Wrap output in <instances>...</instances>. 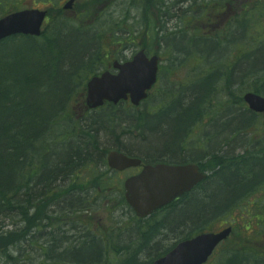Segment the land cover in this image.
Instances as JSON below:
<instances>
[{
	"label": "rangeland",
	"instance_id": "rangeland-1",
	"mask_svg": "<svg viewBox=\"0 0 264 264\" xmlns=\"http://www.w3.org/2000/svg\"><path fill=\"white\" fill-rule=\"evenodd\" d=\"M66 1L0 0V17L9 11L24 7L43 9L49 7V20L44 30L45 37L51 36L57 23L62 28L63 20L58 18L60 14L58 10L61 7L63 9ZM80 1L82 3H77L75 8L86 9V13L82 16L83 21L76 20L73 10L64 8L62 10L64 14L61 15L69 19V24L65 25L67 27L62 28L60 33L67 35L68 27L90 30L96 35V44L101 46L99 50L104 54L103 61L105 62L111 63L117 58L130 57L140 48L161 55V71L155 88L148 99L136 108L128 103H120L113 107L105 106L88 112L83 106L85 86L81 88L76 86L65 99L67 92L72 88V86L65 87L62 83V67L66 63L75 64V76L79 82L87 76L81 82L82 85H85L94 74L103 70L99 71L97 68L98 70L91 71L92 68L89 66H81L77 69L79 67L77 63L79 45L76 42L83 36L79 31H75V35L58 37V41H61L60 46L56 51V56H52L53 64L44 70L45 77L41 75L32 83V86L25 85L21 91L27 106L32 107L36 112L47 114L48 101L52 98L51 96L60 97L61 108H64L61 113L57 112L60 113V118L65 117L74 120L75 123L82 118L83 125H88L91 129L97 128L99 132L97 144L100 149L107 150L106 155L110 150L118 147L126 148L148 162L180 163L181 155L177 154L168 144L166 145L163 139L168 136L171 126L175 127V117L183 113L195 93L200 98L204 96L203 112L205 115L203 114L201 121L190 126L188 134L181 141L182 152L191 151L190 156L187 155L188 158L193 156L194 150L204 156L209 152L217 154L225 152L238 156L244 149L258 155V152L262 151L258 149L260 145L256 148L254 141L259 139L262 143L264 140L262 123L259 129L256 125L253 126L252 129L255 130L251 134L239 135L230 126L221 132L219 130L223 127L224 121L228 119L226 111L231 108L232 99L236 100L237 104L238 100L249 90L258 91L264 95V68H262L264 65V0H236L235 13L229 16L221 14V10L227 11L226 0H184L182 4V0H159L160 8L156 20L150 5L140 3L145 2L144 0H108L105 4L96 0ZM250 25H252L251 30H248ZM241 29L243 30L241 35L249 38L240 37ZM259 29H263L262 34ZM260 36H263L262 40H259ZM71 41L74 44L69 46ZM260 47L259 53H256ZM14 48L17 57H26V46L15 45ZM62 48L66 51L61 54L59 50ZM246 60L250 61L249 65L244 63ZM30 62H35V64H29L25 69L32 72L34 65L42 67L44 60L37 59ZM11 63H14L12 58ZM249 66L251 70L258 68L250 73V69L246 70ZM16 74L20 77L24 71L17 68ZM80 75H82L81 78ZM206 79H210L208 83L203 82ZM12 89L16 92L21 90L20 86L15 83L12 84ZM242 103L245 105L243 101ZM199 106L200 100L197 99L191 105L194 112L183 120L182 124H179L183 126V129L195 121ZM149 116H156V118L149 120L147 119ZM131 117H136L134 122L139 123L141 128L137 129L132 125ZM111 118L115 124L109 126V130H105L101 122ZM153 120H156L157 126L151 123L154 122ZM174 129L172 128L173 132ZM180 136L182 138V134ZM259 155L264 156V153ZM105 160L99 166V168L102 166L104 171L109 170L104 175L108 186L103 190L95 191L94 185H90L87 179L97 169L91 163H85L77 173L68 177L67 185L72 182L71 177L79 178L75 198H82L83 209L89 210V213H80L79 208H75V212L65 214L54 212L52 208V220L40 224V231L34 228L35 232L31 235L32 237L25 235L27 224L21 222L20 217L12 216L2 219L0 226L3 227L4 234L12 233L7 243H4L7 246L6 252H10L14 258L8 260L0 253V264H51L48 253L54 238L58 246H52L55 251L71 246L77 248L84 246L85 240L102 242L95 243L93 246L96 250L103 244L99 264H122L133 253H136V259L132 264H151L152 255L160 250L153 252L151 245L144 244L146 245L144 246L140 240L147 228L160 224V221L171 211L162 209L151 217L138 219L122 198L124 197V180L134 173L135 169L114 173L107 165L106 156ZM208 160L209 158L204 157L202 162L205 163ZM206 170L209 175L216 171L207 168ZM242 172L240 175L243 180L251 179L247 168ZM260 178H264V172ZM215 188H209L205 196L212 194ZM203 189L205 191L204 187ZM198 191L192 192V195L196 198H204ZM78 192L81 193L78 194ZM236 195L238 192L234 191L229 199ZM85 196L86 199H84ZM190 198L187 197L185 200L188 201ZM190 204L193 206L197 203ZM43 212L46 213L47 210ZM179 214L180 211L173 214L171 220ZM229 224H234L233 237L223 243L216 256L208 264H224L228 253L231 256L233 251L246 254L250 256L249 258L254 256L258 260L255 264H264V250L258 246L264 244V179L250 189L246 195L235 200L230 208L224 210V213L206 223L208 229L213 231L220 230ZM44 225H48L47 229ZM156 226V230L161 228L158 234H163L166 238L162 242L165 248L180 236L179 233L186 234L189 231V228L183 225L179 228L174 227V229L173 227L163 229L159 225ZM59 227L64 228L67 231L66 234L53 232L54 229L58 231ZM247 240L255 244H250ZM68 253L77 257L75 252ZM92 257L94 260L96 256ZM240 260L242 259L238 258L234 264H244Z\"/></svg>",
	"mask_w": 264,
	"mask_h": 264
},
{
	"label": "trees",
	"instance_id": "trees-1",
	"mask_svg": "<svg viewBox=\"0 0 264 264\" xmlns=\"http://www.w3.org/2000/svg\"><path fill=\"white\" fill-rule=\"evenodd\" d=\"M58 18L63 20L62 28L64 29L67 27L65 25L69 24V19L61 14H59ZM62 28L59 26V23H57L51 36L45 37L44 30L40 37L17 35L0 41V68L2 69L0 70V222L2 219L8 217H20L21 222L27 224L25 235L28 237H32L31 235L35 232L33 230L34 228L40 231V224L52 220V208H54L52 209L54 212L65 214L75 212V208H79L80 213H89V210L83 209L82 198H75L77 181L79 178L71 177L72 182L67 185L68 177L77 173L79 168L85 163H91L97 167L94 173L87 178L90 185H94L93 188L95 191L103 190V188L108 186L107 180H104V175L109 172V170H102V166L99 168V166L106 161L105 156L107 150L100 149L97 144L99 134L97 128L91 129L88 128V125H83L84 120L82 118L79 119L80 121H78V123L65 117L61 119L59 114L64 108H61L62 104L60 103V97L51 96L52 98L48 101L49 110L47 114H45L36 112L32 107L27 106L24 96L21 93L25 85L32 86L35 80H38L41 75H44V70H47L48 67L53 64L52 56H56V51L61 42L58 41V37L75 35V31H79L83 36L81 40L76 42L77 45H79V58L77 60L79 67L77 69H80L81 66H89V68H92L91 71L99 69L97 64L101 63L104 54L100 53L102 52L99 50L101 46L96 44V35L91 33L90 30L68 27L67 35L64 36V34L60 33ZM248 30H251L250 27H248ZM262 31L263 29H259V32L262 33ZM262 39L263 36H260L259 40ZM73 44L74 42L71 41L69 46ZM15 45L26 46L27 55L25 58L16 56ZM62 49L59 50L61 54L63 51H66L65 48ZM260 49L261 47L256 50V53H259ZM253 57H255V55ZM11 58L14 59V63H11ZM37 59L44 60L42 67L36 64L32 72H30L29 69H25L27 65L35 64V62L31 63L30 61H36ZM244 63H248L249 65L250 61L246 60ZM17 68L24 71V74L20 77L16 74ZM257 68L251 70L249 66L246 70L248 71L250 69V73H252L256 71ZM262 68H264V65ZM62 69L61 78L63 86H72L71 90L67 92L65 96L66 99L67 96L74 91L76 86L79 88L84 86L81 82H83L87 76L79 82L75 76V64L70 65V63H66ZM57 72L59 73V71ZM81 77L82 75H80V78ZM208 80L210 79H206L203 82L208 83ZM13 83L20 86L21 90L19 92L12 89ZM254 92L259 93L258 91ZM197 99L200 100L198 116L193 123L188 124L183 129V126L179 124H182L183 120L194 112L191 105ZM241 99L243 101V98ZM241 99L238 100L237 104L236 100H231V108L226 111L228 114L226 118L228 119L226 122L224 121V125L219 132L226 130V128L230 126V128L234 129L239 135L242 133L251 134L253 130H255L252 129L253 126L256 125L258 129L261 127V116L249 110L247 106L242 103ZM203 100L204 96L200 98L193 93L192 99L187 107H185L183 113L175 117V127H169L168 136L163 139L165 144H168L173 150L175 148H181V141L183 137L188 134L190 126L202 120L204 114ZM236 105L239 106L236 107ZM135 118L131 117L130 121L133 123L132 125L134 127L139 129L141 126L139 123L134 122ZM112 120L113 118L108 119V123L102 120L101 124L105 126V130H109V126L115 124ZM153 121L152 124H155L156 120ZM172 128H175L174 132ZM180 134H182V138ZM232 134H234V131H232ZM226 141H228V139ZM254 141L256 148L257 145H260L258 149H262V151L258 153H264V140L262 143L259 142V139H255ZM175 152L182 157V159L179 160L180 163L195 162L200 164L203 170L207 168L216 171L209 175L207 180L199 184L195 189V191L200 190L204 198H196V196H193L191 193L186 196V198L191 197L188 201L176 200L165 208L171 212L160 221V224H156L163 227V229L172 227L174 229V227L179 228L180 225H183L186 226L187 229L189 228L188 232L192 234L205 231L209 228L206 223L224 213V210L230 208L235 200L246 195L250 189L264 179L260 178V175L264 172V156L253 154V151H247V149H244L238 156L229 155L225 152L220 154H211V152H209L206 156L201 154L196 157L191 156V158L186 157L183 152ZM194 152L198 151L194 150ZM126 153L132 154L130 152ZM204 157L209 158L205 163L202 162ZM167 162L175 163L173 161ZM92 168L93 167H91V169ZM245 168L248 169L251 178L247 181L243 180L240 175ZM212 187H216L213 193L205 196V192ZM87 191L90 192L89 189H87ZM234 191H237L238 195L229 199V196ZM79 193L81 192H78V194ZM84 199H86V196ZM192 202H196L197 204L192 206V204H190ZM188 207H190V209ZM45 209L48 213L43 212ZM183 210H185L184 213H182ZM31 211L35 213L31 214ZM179 211L180 214L176 215V217L171 220L172 215ZM42 213L43 215H41ZM156 225L147 228L144 234H158L161 228L156 230ZM44 227L47 229L48 225H44ZM53 232H61L64 235L67 231L59 227L58 231L54 229ZM11 235L12 233L5 235L3 227L0 226V253L7 257L8 260H12L14 257L10 252H6L7 246H5L4 243H7ZM54 241L55 238L50 245V252L48 253L51 264L100 263L99 257L103 250V244L96 250L93 249V246L95 243L100 244L102 242L85 240L84 242L86 243H84V246L81 245L78 248L71 246L65 249L63 248L61 251H55L52 246H58H56ZM68 252H75L77 257L71 256ZM164 253H166V251L156 253L155 258ZM93 255L96 256L94 260L92 257ZM249 257L250 256L246 254L233 251L231 256L228 253L223 263L234 264L237 262L236 260L240 258L242 259L240 260L241 263L254 264L256 261L254 260L252 263L251 259L253 257ZM134 259H136V253L131 254L122 264H132Z\"/></svg>",
	"mask_w": 264,
	"mask_h": 264
},
{
	"label": "water",
	"instance_id": "water-1",
	"mask_svg": "<svg viewBox=\"0 0 264 264\" xmlns=\"http://www.w3.org/2000/svg\"><path fill=\"white\" fill-rule=\"evenodd\" d=\"M46 15V10L30 8L1 17L0 41L16 34L41 35ZM115 67L119 69L118 73L106 71L89 80L86 97L88 107L97 108L106 100L118 103L129 96L134 104H139L147 97V90L156 82L158 58L153 56L149 59L145 51L141 50L132 61L124 64L116 62ZM244 100L251 110L262 113L264 124V97L247 92L244 94ZM141 162L139 158L129 157L116 150L108 154L109 166L118 170L138 166ZM206 177L207 174L193 163L148 164L141 172L125 180V196L136 214L146 217L189 192ZM230 233V227L219 232L202 233L180 242L168 253L155 259L152 264H203Z\"/></svg>",
	"mask_w": 264,
	"mask_h": 264
},
{
	"label": "bare ground",
	"instance_id": "bare-ground-1",
	"mask_svg": "<svg viewBox=\"0 0 264 264\" xmlns=\"http://www.w3.org/2000/svg\"><path fill=\"white\" fill-rule=\"evenodd\" d=\"M157 125L158 124H156V126ZM112 150H116V151H120V152H130V153H132L130 150H128L126 148L125 149H122V148H118L117 147V149H112ZM174 150L175 151H178V152H182L181 148H179V149L178 148H175ZM190 152L189 151H183V153L186 155V157L190 156L189 155ZM133 155H134L135 158H139V159L140 158H143V157L138 156V155H135V154H133ZM194 155L199 156V155H201V153H199V152H193V156ZM179 234H180V236L178 238H176L175 241L171 245H169L168 247H166V248L163 247V243H162L164 240H166V238H164L163 234L146 233V234H143V237H142V239L140 241H141V244H143V245L144 244L151 245L152 248H153V252H154V250H160V252H165V251L167 252V251L172 250L180 242H183V241L192 239V238H194V237L197 236V235L192 234V233H189V232H187L186 234H184V233H179ZM146 245H144V246H146ZM162 248H163V250H161ZM155 254L156 253H154L152 255V257H153L152 260L155 259Z\"/></svg>",
	"mask_w": 264,
	"mask_h": 264
},
{
	"label": "flooded vegetation",
	"instance_id": "flooded-vegetation-1",
	"mask_svg": "<svg viewBox=\"0 0 264 264\" xmlns=\"http://www.w3.org/2000/svg\"><path fill=\"white\" fill-rule=\"evenodd\" d=\"M77 1V2H76ZM88 2H90L89 0H87ZM96 1H99L101 2L102 4H105L108 2V0H96ZM145 2H140L141 4L143 5H146V6H149L151 7L153 13H154V18L155 20L157 19V16H158V11H159V8H160V5H159V0H147L149 3H147L146 0H144ZM235 1L236 0H226L225 2V7H226V10L227 11H224V10H221V14H223V16H229L231 14H234L235 13V10H234V7H235ZM69 2V1H68ZM67 1L64 3V5L66 3H68ZM77 3L81 4L82 1L80 0H74L73 4L71 5L70 9L73 10L74 14H75V17L78 18V19H82V16L83 14L86 13V9H80V8H75L77 6ZM123 7V6H122ZM113 9V8H112ZM160 59L162 58L161 55H159ZM109 65V64H108ZM110 68V67H109ZM139 169V168H138Z\"/></svg>",
	"mask_w": 264,
	"mask_h": 264
}]
</instances>
